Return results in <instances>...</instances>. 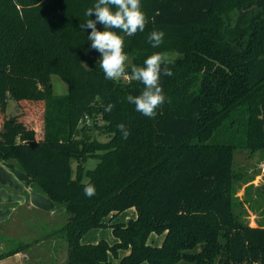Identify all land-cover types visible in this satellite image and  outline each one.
<instances>
[{
  "label": "trees",
  "instance_id": "1",
  "mask_svg": "<svg viewBox=\"0 0 264 264\" xmlns=\"http://www.w3.org/2000/svg\"><path fill=\"white\" fill-rule=\"evenodd\" d=\"M95 2L0 0V160L65 208V218L44 233L66 242L61 264H264V223H249L236 187L243 176L237 150L264 149V0H141L146 27L124 37L131 65L179 53L168 65L173 74L161 76L166 100L155 118L127 100L144 87L130 78L131 65L128 79L104 78L91 30L80 28L95 19L85 16ZM153 30L165 33L157 48L148 42ZM52 75L69 84L66 94L54 92ZM10 100L42 106L41 134L3 118ZM91 157L98 162L87 169ZM89 182L91 198L83 191ZM131 207L135 218L114 220ZM102 226L112 228L115 243L81 242ZM153 232L164 234L162 244L149 242ZM26 240L3 246L0 260L39 241Z\"/></svg>",
  "mask_w": 264,
  "mask_h": 264
},
{
  "label": "clouds",
  "instance_id": "2",
  "mask_svg": "<svg viewBox=\"0 0 264 264\" xmlns=\"http://www.w3.org/2000/svg\"><path fill=\"white\" fill-rule=\"evenodd\" d=\"M141 0H96L92 7L85 11V16H95L87 19L80 28L91 30L87 36L91 42V49L101 54L97 61L106 80H116L121 77L128 79L127 69L131 62L124 52V37L134 36L138 31L143 32L147 24V16L142 10ZM97 23L102 24L104 30L99 31ZM119 30L124 35L118 34ZM163 31L153 30L148 36V42L153 48L159 47L164 41ZM172 61L162 53H153L144 61V66L131 65V79L144 85L139 95L127 96L129 103L135 105V110L145 117L155 118L157 109L165 103L166 97L161 86V76H171L173 73L168 66ZM87 66V65H86ZM114 105L109 103L106 112L112 111ZM122 138L127 139L130 131L123 123L117 125ZM84 194L91 198L96 194L95 185L86 183Z\"/></svg>",
  "mask_w": 264,
  "mask_h": 264
},
{
  "label": "rangeland",
  "instance_id": "3",
  "mask_svg": "<svg viewBox=\"0 0 264 264\" xmlns=\"http://www.w3.org/2000/svg\"><path fill=\"white\" fill-rule=\"evenodd\" d=\"M63 15V13H62ZM62 15L60 17H62ZM166 55L169 60L177 58L179 53L177 51H165L161 52ZM129 57L131 64H133V57L126 53ZM130 64V65H131ZM52 87L54 92L58 95L66 94L69 90V84L61 79L58 75H52ZM42 116H43V108L42 106L35 105L33 102H16L15 100H10L7 111L4 114V119H9L12 117H17L18 119L24 121L29 126H34L35 129L39 130V134H41L42 129ZM92 137H96L98 139H105L104 135H101L98 130H92L90 132ZM97 159L91 157L86 163L85 167L87 169L95 168L97 164ZM77 162L73 160L72 168L73 174L76 173ZM236 167L237 170L241 171L242 178L237 180V196L245 203L244 207L247 210L246 218L252 226H257L258 223H264V149H260L256 152H251L250 150H237L236 152ZM18 168V167H17ZM20 169V168H19ZM23 172L25 177L28 175ZM1 174V171H0ZM8 189L5 186L0 185V202L4 197H7ZM43 197L45 202L55 203L51 198H49L46 194ZM136 210L134 207L128 208L122 211L115 221L129 222L130 219L135 218ZM62 217V216H61ZM111 217H107L105 220L109 221ZM47 220V217H43V221ZM48 221V220H47ZM42 226V223L39 219L35 220L34 223L29 225L31 229H38ZM27 227V230L28 228ZM40 232V231H39ZM40 234H42L40 232ZM15 236L19 235L21 238L25 237L26 234L18 231ZM5 236H0V252L2 251V244L5 243L4 249H11L19 246V244H23L27 242L26 239H14L5 238ZM106 240L109 243L113 244L117 241V237L114 234L112 228L110 226H102L97 228H92L86 233L83 234L81 238V242L84 243H95L100 240ZM164 240L163 233L153 232L150 235L149 242L153 245H160ZM28 246L25 248L27 249ZM37 248L35 246L31 247L28 250V253L33 255L36 252ZM126 253V251H121L120 255L116 260L122 258V255ZM141 264H148L147 262H143Z\"/></svg>",
  "mask_w": 264,
  "mask_h": 264
},
{
  "label": "crops",
  "instance_id": "4",
  "mask_svg": "<svg viewBox=\"0 0 264 264\" xmlns=\"http://www.w3.org/2000/svg\"><path fill=\"white\" fill-rule=\"evenodd\" d=\"M0 171V185L5 186L10 193L0 202V225L8 224L4 230L0 227V233L6 232L12 239L37 237L39 240L25 250L4 257L0 260V264H61L67 257L66 242L55 239V235L45 238L44 233L47 231L46 226L50 231L65 218V208L57 207L53 202H45L43 199L45 195L32 187L31 178L25 177L23 172L9 161L0 160ZM43 217H47L48 221H43ZM37 219L42 223L40 228L24 230ZM18 231L26 236L23 238L19 235L15 236ZM2 246H5V243ZM33 246L37 250L31 255L28 250ZM40 259L43 261L41 262Z\"/></svg>",
  "mask_w": 264,
  "mask_h": 264
},
{
  "label": "water",
  "instance_id": "5",
  "mask_svg": "<svg viewBox=\"0 0 264 264\" xmlns=\"http://www.w3.org/2000/svg\"><path fill=\"white\" fill-rule=\"evenodd\" d=\"M56 15H57L58 17H60V16L62 15V12L59 11L58 13H56Z\"/></svg>",
  "mask_w": 264,
  "mask_h": 264
}]
</instances>
